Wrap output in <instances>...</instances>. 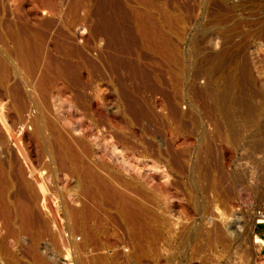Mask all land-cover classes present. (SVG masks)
Returning a JSON list of instances; mask_svg holds the SVG:
<instances>
[{
    "label": "rangeland",
    "instance_id": "1",
    "mask_svg": "<svg viewBox=\"0 0 264 264\" xmlns=\"http://www.w3.org/2000/svg\"><path fill=\"white\" fill-rule=\"evenodd\" d=\"M221 1L0 0V264H264V0Z\"/></svg>",
    "mask_w": 264,
    "mask_h": 264
},
{
    "label": "bare ground",
    "instance_id": "2",
    "mask_svg": "<svg viewBox=\"0 0 264 264\" xmlns=\"http://www.w3.org/2000/svg\"><path fill=\"white\" fill-rule=\"evenodd\" d=\"M224 2H225L224 0L221 1L222 4ZM222 4L218 6L220 8L219 12H226L225 10L222 9L224 7ZM136 31H137V29H136ZM232 87H233V83H230L229 86H228V88H232ZM3 208H4V204L1 203L0 204V209H3ZM127 210L128 209L123 210V212H122L123 217H124V215H127L128 214V211ZM142 212H144V210L142 208L138 207L137 205H135L134 210L131 212L132 215H133V218H134L133 221L135 223H140L141 222V219H142L141 213ZM133 235H134V237H137L139 247L140 246L142 247V245H143V241H142L143 234H142V231L141 230H139V231L136 230L133 233ZM216 239H218V240L220 239L219 235H218V238H216ZM254 243H264V239H260L258 236H256V240H255ZM61 264H63V263H61Z\"/></svg>",
    "mask_w": 264,
    "mask_h": 264
},
{
    "label": "built area",
    "instance_id": "3",
    "mask_svg": "<svg viewBox=\"0 0 264 264\" xmlns=\"http://www.w3.org/2000/svg\"><path fill=\"white\" fill-rule=\"evenodd\" d=\"M256 227L264 228V207H256L254 211Z\"/></svg>",
    "mask_w": 264,
    "mask_h": 264
}]
</instances>
